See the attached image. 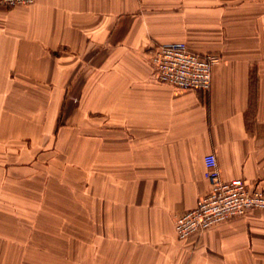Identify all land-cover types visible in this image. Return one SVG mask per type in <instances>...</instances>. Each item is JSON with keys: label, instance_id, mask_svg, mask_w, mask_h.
Wrapping results in <instances>:
<instances>
[{"label": "crops", "instance_id": "obj_1", "mask_svg": "<svg viewBox=\"0 0 264 264\" xmlns=\"http://www.w3.org/2000/svg\"><path fill=\"white\" fill-rule=\"evenodd\" d=\"M173 41L221 56L208 91L155 78ZM0 153V264H264V210L173 228L209 153L264 190V0L0 5Z\"/></svg>", "mask_w": 264, "mask_h": 264}, {"label": "built area", "instance_id": "obj_2", "mask_svg": "<svg viewBox=\"0 0 264 264\" xmlns=\"http://www.w3.org/2000/svg\"><path fill=\"white\" fill-rule=\"evenodd\" d=\"M34 1L0 0V5L10 8ZM220 59L217 53H197L185 42L173 41L158 45L150 63L155 78L163 84L182 90L208 91L212 69ZM203 163L208 190L197 198L192 208L174 216L173 228L178 240L201 234L229 218L264 210V190L241 178L222 179L213 153L205 155Z\"/></svg>", "mask_w": 264, "mask_h": 264}, {"label": "rangeland", "instance_id": "obj_3", "mask_svg": "<svg viewBox=\"0 0 264 264\" xmlns=\"http://www.w3.org/2000/svg\"><path fill=\"white\" fill-rule=\"evenodd\" d=\"M50 105H54V104L52 103V104H50ZM35 107H36V106H35ZM47 116H48V115H47ZM19 127H20V126H19ZM23 128H24V127H21V128H18V129L20 130V129H23ZM20 133H21V132L19 131V134H20ZM24 138H25V136H23V137H22V140H21V141H22V142H21V143H22V144H21L22 146H24V144L26 143V142H24V141H25ZM23 140H24V141H23ZM4 153H5V152H3V154H4ZM17 153H19V152H17ZM8 154H9V153H8ZM19 154H20V153H19ZM0 155H1V153H0ZM2 159H3V160H5V159L7 160V159H10V157H9L8 155H5V157L2 156ZM39 162H40V161H39ZM36 163H38V162H36ZM5 168H7V170L11 171V170H14L16 167H13V166L11 167V165H10V166H5ZM3 170H4V167H1V168H0V175L2 174ZM3 174H4V173H3ZM0 183H1V182H0ZM8 186H9V185H8V183H6V182H5V183H1V184H0V190H4V189L7 190V189H9ZM73 186H74V184L71 183V187H73ZM66 188H67V187H66ZM70 190H72V189L67 188V191H70ZM71 200L74 201L73 199H71Z\"/></svg>", "mask_w": 264, "mask_h": 264}]
</instances>
